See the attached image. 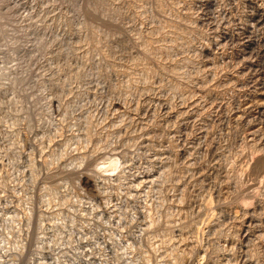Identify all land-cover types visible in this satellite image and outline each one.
<instances>
[{
	"label": "rangeland",
	"instance_id": "obj_1",
	"mask_svg": "<svg viewBox=\"0 0 264 264\" xmlns=\"http://www.w3.org/2000/svg\"><path fill=\"white\" fill-rule=\"evenodd\" d=\"M263 155L264 0H0V264H264Z\"/></svg>",
	"mask_w": 264,
	"mask_h": 264
},
{
	"label": "bare ground",
	"instance_id": "obj_2",
	"mask_svg": "<svg viewBox=\"0 0 264 264\" xmlns=\"http://www.w3.org/2000/svg\"><path fill=\"white\" fill-rule=\"evenodd\" d=\"M259 20V19H258ZM229 39V38H228ZM174 48V47H173ZM203 50H207V49H202V51ZM199 51V50H198ZM144 52V51H143ZM199 53V52H198ZM204 53V52H203ZM207 53V52H206ZM152 54V53H151ZM190 58V57H189ZM186 59V58H185ZM188 59V58H187ZM195 59V58H194ZM189 61V60H188ZM191 61V60H190ZM185 63V62H184ZM177 64V63H176ZM177 66H178V64H177ZM184 66V65H183ZM186 67V66H185ZM175 68V67H174ZM179 68V67H178ZM176 69V68H175ZM147 73V72H146ZM149 78V77H148ZM243 81V80H242ZM178 82V81H177ZM177 88L179 89V88H181L180 87V84H177ZM261 105H263V103L261 104ZM113 107H115L116 109H120V107L121 106H119L118 104H113ZM114 110V109H113ZM124 110V109H123ZM121 111V110H120ZM246 144V143H245ZM246 145H248V144H246ZM255 146V145H254ZM249 147H251V145L249 146ZM258 147V146H257ZM248 148V147H247ZM258 149V148H257ZM262 154V153H261ZM264 156V155H263ZM258 158V157H257ZM263 158V157H262ZM252 159V158H251ZM259 159H261V158H259ZM258 159V160H259ZM112 162H113V167H114V165H116L117 163H118V159H114V160H111ZM111 161H109V162H111ZM264 161V160H263ZM259 163V162H258ZM263 163V162H262ZM110 164V163H109ZM108 164V165H109ZM112 164V163H111ZM110 164V165H111ZM252 164V163H251ZM259 165V164H258ZM263 165H264V163H263ZM262 165V166H263ZM118 166V165H117ZM168 166V165H167ZM257 166V165H256ZM260 166V165H259ZM109 168V167H108ZM112 168V167H111ZM163 168H165V167H163ZM162 168V169H163ZM167 168V167H166ZM260 168V167H259ZM263 168V167H262ZM261 168V169H262ZM98 169V168H97ZM107 170V167H102V168H100L99 170H95V175H94V180H93V178H92V180H91V177H88V176H84V175H82V174H80V177H78L79 178V180H80V184H82L84 187L85 186H88V185H92V186H97V184H98V180H99V178L100 177H104V178H108V177H110V174H108V173H105L104 172V170ZM260 169V170H261ZM164 170V169H163ZM248 171V170H247ZM259 171V170H258ZM170 172V171H169ZM94 173V172H93ZM167 174H169L168 173V171L166 170L165 171V175H164V177L165 176H168ZM171 174V173H170ZM77 176V175H76ZM163 177V178H164ZM259 178V177H258ZM161 182H162V180H161ZM81 185V186H82ZM86 188V187H85ZM162 192V191H161ZM79 195V193L77 194V196ZM251 196V195H250ZM163 197V196H162ZM163 199V198H162ZM161 201H163V200H161ZM161 201H159V202H161ZM245 201V200H244ZM210 205V204H209ZM209 205H206V206H209ZM241 206V205H240ZM243 206V205H242ZM242 211H244V212H249V208L247 209V207L246 206H243L242 207ZM241 211V212H242ZM152 213V212H151ZM147 216H148V222H149V224L150 225H153V223H154V221H155V218L153 217V215H151V214H147ZM171 218V217H170ZM148 224V225H149ZM167 234V233H166ZM169 234H171V233H169ZM168 237L164 240V243H165V246L168 248L166 251V254H165V258L163 257V259H164V264H181L182 263V261L184 260V257H185V254L183 255V251H181V253H179V252H177V250H174L170 245H171V243H172V237L171 236H169V235H167ZM175 238V237H174ZM198 241V240H197ZM163 244V243H162ZM258 250V249H257ZM257 250H256V252H254V256H256V258H257V256L259 255V253L257 252ZM142 258H143V262H144V264H150L151 262H150V258H149V255H146V254H144V252L142 253ZM162 258V257H161ZM258 259V258H257ZM260 259V258H259ZM160 263V262H159Z\"/></svg>",
	"mask_w": 264,
	"mask_h": 264
}]
</instances>
